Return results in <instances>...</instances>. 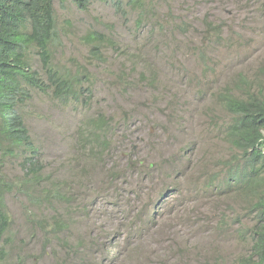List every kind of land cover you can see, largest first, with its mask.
Instances as JSON below:
<instances>
[{
	"label": "rangeland",
	"instance_id": "1",
	"mask_svg": "<svg viewBox=\"0 0 264 264\" xmlns=\"http://www.w3.org/2000/svg\"><path fill=\"white\" fill-rule=\"evenodd\" d=\"M140 1L54 0L51 70L80 94L25 86L41 172L0 150V264H257L264 186L221 96L264 99V0Z\"/></svg>",
	"mask_w": 264,
	"mask_h": 264
},
{
	"label": "trees",
	"instance_id": "2",
	"mask_svg": "<svg viewBox=\"0 0 264 264\" xmlns=\"http://www.w3.org/2000/svg\"><path fill=\"white\" fill-rule=\"evenodd\" d=\"M86 8L87 0H73ZM136 5L140 0H129ZM54 0H0V150L4 157L23 158L24 168L39 176L41 169L35 160L39 150L32 142L27 127L16 109L29 97L25 86L41 91L51 88L58 98L77 99L81 82L74 76H61L50 66V44L55 33ZM95 34L93 42L101 39ZM29 47L38 49L47 82L42 81L27 60ZM92 54L99 56L98 46ZM221 102L232 116L227 128V140L247 158L256 185L264 186V99L235 98L226 93ZM106 122L101 117L91 120L94 130L102 131ZM10 186L0 177V238L9 227L6 194ZM261 208L259 227L254 231L253 255L257 264H264V195L259 199Z\"/></svg>",
	"mask_w": 264,
	"mask_h": 264
}]
</instances>
